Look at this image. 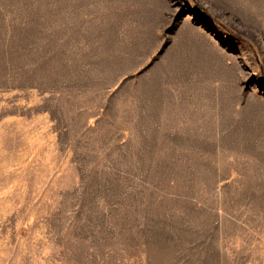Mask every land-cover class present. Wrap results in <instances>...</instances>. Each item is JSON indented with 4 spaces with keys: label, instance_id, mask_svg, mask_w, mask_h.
<instances>
[{
    "label": "rangeland",
    "instance_id": "rangeland-1",
    "mask_svg": "<svg viewBox=\"0 0 264 264\" xmlns=\"http://www.w3.org/2000/svg\"><path fill=\"white\" fill-rule=\"evenodd\" d=\"M0 264H264V0H0Z\"/></svg>",
    "mask_w": 264,
    "mask_h": 264
}]
</instances>
